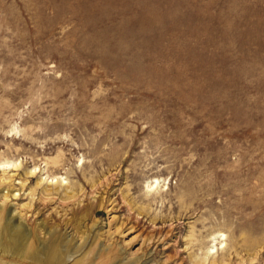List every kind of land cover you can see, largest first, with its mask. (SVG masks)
I'll use <instances>...</instances> for the list:
<instances>
[{"label": "rangeland", "instance_id": "rangeland-1", "mask_svg": "<svg viewBox=\"0 0 264 264\" xmlns=\"http://www.w3.org/2000/svg\"><path fill=\"white\" fill-rule=\"evenodd\" d=\"M3 160L7 208L57 225L78 247L65 264L263 241L264 0H0Z\"/></svg>", "mask_w": 264, "mask_h": 264}, {"label": "bare ground", "instance_id": "bare-ground-1", "mask_svg": "<svg viewBox=\"0 0 264 264\" xmlns=\"http://www.w3.org/2000/svg\"><path fill=\"white\" fill-rule=\"evenodd\" d=\"M52 163L54 164L56 163L55 159L52 160ZM18 166L19 164H16L15 162L8 161V160H3L0 162V170H2V173H3V176H0V189L1 190L6 189V192H3V193L0 192L2 193L0 194V253H2V258L0 262H2V264H21V263H14L12 261L4 262L3 258L7 257V258H10V260L18 259L22 261L24 264L25 263L27 264H65L66 261L74 253L78 251V247L74 248L73 246H71L70 240L64 241L60 233L57 232V225L52 228V227H47V225L44 222H40L37 225V227L33 229L32 228L29 229L27 228L25 224V220H26L25 217L27 213L24 211L26 209L24 211L23 209H21L22 207H27V206L25 205L22 206L20 210H18L17 208L8 209L6 206V202L8 201L9 197L16 198V196H18V193L16 192L17 190L14 189V184H13L15 180L13 179L14 176L9 175V174H8L9 176H6V174L10 172L8 171L9 169L11 168L15 169ZM33 173H35V169L34 170L30 169V171L29 170L27 171V174L31 175ZM45 179L47 178L44 177L43 179H40L37 185L39 184V182H42ZM52 179L55 180V181L53 180L54 184L59 183L60 185V184H63L66 178H61V177L56 178L55 176V177H52L50 180ZM162 182H163V185H165L166 181L160 178H153L152 180L147 181L145 185L147 192L154 191V193L157 194V192H159L157 191L158 190L157 188L160 186ZM16 184H19V183H16ZM30 192H33V190L31 189L30 191L29 189V193ZM46 192H48L47 189H46ZM46 194L50 195L52 194V192L50 191ZM73 195L74 193L70 195L66 194V197L69 198V197H72ZM154 195L155 194H153V196ZM41 234H46L47 237L41 238L40 236ZM46 235H43V236H46ZM209 238H210L209 242H212V245L206 246L204 254L203 253L202 254H203V258L205 257V259L209 257H211L209 259H213L210 262L208 261L211 264L216 263V260H217L216 257L219 253L221 256V257L219 256L220 259L222 258L220 260L221 264H232L233 256L236 257V261H237L236 264H264V256L260 254V250H263L264 252V239L263 241L262 239L261 241L260 240L254 241L255 243H253V245L248 244L247 243L248 241H247L246 243L241 245V247L238 248L235 245L227 247V244L225 243V234L222 232L211 233ZM79 239L81 240L82 237L80 236ZM228 248L231 249L232 252L226 255L225 252H227V250L228 252L230 251ZM243 252L246 253L247 257L245 258L243 257L242 255ZM196 260L199 261L197 258ZM201 260H202L201 263L199 262L200 264H202V262L205 263L203 259ZM79 263H80L79 260H77L73 264H79Z\"/></svg>", "mask_w": 264, "mask_h": 264}]
</instances>
